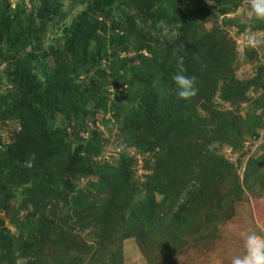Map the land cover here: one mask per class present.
<instances>
[{"label":"trees","instance_id":"obj_1","mask_svg":"<svg viewBox=\"0 0 264 264\" xmlns=\"http://www.w3.org/2000/svg\"><path fill=\"white\" fill-rule=\"evenodd\" d=\"M26 1L12 7L0 0V131L19 124L9 140L0 137V210L19 206L11 217L15 240L0 231V264H114L113 250L108 260L104 254L110 236L135 237L151 260L149 247L164 250L170 240L177 247L196 221L230 220L231 204L245 190L264 195V143L243 176L213 148L241 146L246 133L257 139L264 126L257 114L264 95L250 99L239 125L213 105L217 93L240 105L251 88L264 86L261 66L254 78H237L235 44L224 32L233 25L264 32V21L253 16L249 25L230 17L248 0H73L84 7L64 26L63 0ZM57 26L59 40L46 41L45 31ZM243 55L249 62L258 56L253 48ZM180 57L185 75L197 81L187 101L177 98L171 79ZM102 111L112 113L114 124L105 125L116 126L130 146L156 155L139 201L131 159L96 160L105 147L96 125ZM86 176L97 181L79 188ZM130 203L129 215L119 210ZM88 229L93 243L80 235Z\"/></svg>","mask_w":264,"mask_h":264},{"label":"rangeland","instance_id":"obj_2","mask_svg":"<svg viewBox=\"0 0 264 264\" xmlns=\"http://www.w3.org/2000/svg\"><path fill=\"white\" fill-rule=\"evenodd\" d=\"M63 1V7L67 12V15L63 21L60 22L61 26H64L67 22L71 21L72 18L84 7L82 2H78L77 4L73 5V0ZM10 2L12 7H16L19 3V0H10ZM26 3L29 7L33 5L29 0H27ZM36 3L38 5L40 4L38 1ZM249 8V2H244L236 12L230 15V17H235L237 19L239 18L242 23L249 25L252 21V16L249 14ZM205 24L207 28H212V22H206ZM250 27L251 26H248L240 31L238 27L233 25L230 28H226V30H224L228 38L231 39L235 44V68L236 76L239 80L254 78L259 71H257V68L260 66L264 67V45L253 48L257 51L258 56L251 62L247 61L246 56L243 55V52L246 49H252V47L247 46L245 43V37L248 31L255 32L258 35L264 37V32L254 31ZM170 31L163 32L170 33ZM171 34H175V31L171 32ZM60 35L61 31L59 30L58 26L51 27L45 31L46 41L52 40L56 42L59 40ZM148 55L150 56V54ZM2 68L3 66L0 67V69ZM82 78H86L87 81H89V78L85 77V75H82L81 79ZM108 87L110 91H114V84L111 83L110 80ZM263 95L264 86L251 88V90L248 92L249 99L242 101L241 104L239 103L240 105H234L229 101L222 100L220 98V93H217L214 97L213 105L217 109L230 111V113H233V116L238 117V121L241 116L247 117L248 113L251 111L250 109L252 108V104L250 99H257L258 97L261 99ZM113 98L115 97L113 96ZM196 112L199 115L207 116V113L199 106L196 107ZM263 113L264 108L257 111L258 115L264 116ZM111 117L112 113H104L103 111L97 116L96 125L100 128L101 133H103L105 147L102 151V154L97 157L96 160L99 163L117 165L118 160L122 155H125L131 159L133 161L132 170L134 171V174L132 173L131 182L136 187V201H139L141 195H145L144 188L146 187L144 184L147 182L148 176L153 173L151 167L155 164L156 155L151 152H140L138 151V148L130 146L126 141H124L123 138L119 136L116 126L108 128L104 122L109 120L110 124H114V122L110 120ZM237 125H239V121ZM12 129H19V124L17 121L7 123V127L1 129L0 137L4 141L9 140V135L11 134ZM259 133L260 134L257 139H252L250 138V135L244 133L246 136L244 138V142L238 147H233L232 145L227 144L222 146L220 142H217L213 145V148L220 155H223L227 160L234 164L237 167L239 174L243 176L244 168L247 165L249 159L260 153V148L264 143V126L260 129ZM83 137H87V135L83 134ZM96 181V176H86L82 177L80 181L77 182V184L79 188H89L92 182L95 183ZM93 190L94 195L97 196L96 189L93 188ZM107 196L108 194L105 193L103 195H99L97 199L102 200ZM156 197L158 200H160L162 196L157 195ZM128 205L129 206L126 207V209L125 207H122V209L119 210H122L127 215H129L131 211V208H129L131 207V203ZM231 205V208L233 209V216L230 220L215 223V221H212L210 218H206L196 221V228L195 225L192 227L190 225V228L189 226L186 227L187 230L182 236V241L175 244H178L177 247L173 246L172 240L167 242L169 247H165L166 250L157 248L158 245L153 244L152 247H149V249L152 248L150 256L151 260L141 251L135 237L125 238L123 242H120L117 241L114 236H110L113 243H111L110 246H108V243L107 246L112 247V249H105L104 254H108L106 259L108 260V257L111 255L113 250L114 255H112L111 263L114 264H230L231 257L233 255L239 254L241 251L242 233H245L249 230H254L258 234L264 235V195L258 196L253 192L245 190L240 200L236 201V203L233 202ZM15 206H17L16 202H12L11 210L8 212L0 210V231L8 230V233H5V235H9L8 237L11 236L13 239L19 232V229L13 223H11V217L15 215V210L13 209ZM23 212H26V209L21 210L20 215H22ZM76 233H78V231H76ZM204 234H208L209 238H202L201 236ZM80 235L86 239L88 237L89 243L94 242L91 239V230H84ZM199 237L202 239H199ZM169 239L170 238H167L166 240ZM175 240H177V238H174V241ZM100 260L101 259L98 258L96 260L92 259L91 262L87 261L84 264H92V262H94L93 264H101ZM22 261L23 259H21V262Z\"/></svg>","mask_w":264,"mask_h":264},{"label":"clouds","instance_id":"obj_3","mask_svg":"<svg viewBox=\"0 0 264 264\" xmlns=\"http://www.w3.org/2000/svg\"><path fill=\"white\" fill-rule=\"evenodd\" d=\"M248 2L250 5L249 14L257 20L264 21V0H248ZM169 28L163 27V31H170ZM245 43L247 46L256 48L264 45V37L248 31ZM194 59H198V56H194ZM177 66L179 70L172 75L171 79L176 88L177 98L187 101L198 92L196 77L185 75L186 69L183 67V57L178 59ZM241 238V251L231 257L230 264H264V235H260L254 230H249L242 233Z\"/></svg>","mask_w":264,"mask_h":264}]
</instances>
